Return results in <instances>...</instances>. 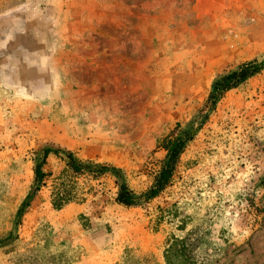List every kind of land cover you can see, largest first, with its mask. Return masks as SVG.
<instances>
[{"label": "rangeland", "instance_id": "1", "mask_svg": "<svg viewBox=\"0 0 264 264\" xmlns=\"http://www.w3.org/2000/svg\"><path fill=\"white\" fill-rule=\"evenodd\" d=\"M247 61L261 70L208 107L213 82ZM172 131L194 134L145 199ZM68 152L119 168L135 203L117 202L112 174H73ZM58 182L72 195L60 208ZM9 234L0 264H166L172 238L197 264H264V0H0Z\"/></svg>", "mask_w": 264, "mask_h": 264}, {"label": "trees", "instance_id": "2", "mask_svg": "<svg viewBox=\"0 0 264 264\" xmlns=\"http://www.w3.org/2000/svg\"><path fill=\"white\" fill-rule=\"evenodd\" d=\"M261 70V65L255 61H247L238 66V68L228 71L212 84V90L208 94V107H213L222 94L234 87H237L248 78L254 76ZM193 131H184L176 133L172 131L168 136L161 141V146L165 150V156L160 166V169L155 177V182L144 194L145 199H152L168 184L172 177L175 165L180 154L186 147L188 141L193 137ZM50 148L43 149V158L38 162L34 168V181L38 184L43 180L45 173L42 170V165L45 163L46 156L51 152ZM66 164L73 174H91L94 177H99L102 174L109 173L116 176L118 180V191L116 200L120 204L131 206L135 203L136 197L132 191L127 187L125 182L120 181L122 178L121 170L110 164H99L90 161H80L76 159L70 152L66 154ZM37 188L34 189V193ZM72 195L68 192L67 186L58 182L54 185L52 191V203L56 208H60L63 204L71 199ZM29 205V198L23 201L17 210L18 218L23 214L26 207ZM11 234L0 240L3 244L10 240ZM192 242H187L185 239L172 238L165 250L166 264H197L194 259L190 246Z\"/></svg>", "mask_w": 264, "mask_h": 264}]
</instances>
